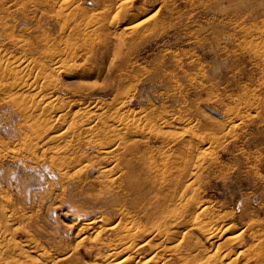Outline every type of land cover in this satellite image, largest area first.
<instances>
[{"label": "rangeland", "instance_id": "obj_1", "mask_svg": "<svg viewBox=\"0 0 264 264\" xmlns=\"http://www.w3.org/2000/svg\"><path fill=\"white\" fill-rule=\"evenodd\" d=\"M65 1L0 0L2 264H102L129 223L142 264H264V0Z\"/></svg>", "mask_w": 264, "mask_h": 264}, {"label": "bare ground", "instance_id": "obj_2", "mask_svg": "<svg viewBox=\"0 0 264 264\" xmlns=\"http://www.w3.org/2000/svg\"><path fill=\"white\" fill-rule=\"evenodd\" d=\"M60 2H61V0H60ZM58 3V2H57ZM125 3H127V1L126 0H120V4L121 5H123V7L125 6L124 4ZM62 4V3H61ZM63 4L65 5V7L67 6V4H68V0L67 1H65V2H63ZM62 4V5H63ZM120 5V6H121ZM119 6V7H120ZM62 11V10H61ZM65 13V12H64ZM65 22V21H64ZM8 66H11L14 70H18V69H20V71H19V73L20 72H24L25 71V69H26V67H27V65H25V63H23V62H21L20 60H18V61H12V62H10V63H8L7 64ZM58 68H60L58 65H57V63H55L54 64V67L52 68V71L54 72V71H58L57 69ZM51 69V68H50ZM49 71V70H48ZM51 72V71H50ZM52 73V72H51ZM54 74V73H53ZM53 74H51V75H53ZM43 76V75H42ZM45 82V81H44ZM46 83V82H45ZM41 87V86H40ZM44 87V86H43ZM42 87V88H43ZM32 88V87H31ZM28 91H29V89H28ZM32 91V90H31ZM37 91V90H36ZM44 93V89H39L37 92H36V95L34 96V100H36V102L37 103H39V105H41L40 107H43V108H45L46 110H50V108H51V103L50 102H48L45 98H46V96L43 94ZM32 100H33V98H32ZM31 100V101H32ZM35 102V101H34ZM87 106V105H86ZM95 106V105H94ZM93 106V104H92V107H90L89 108V110L88 111H86V112H92L91 110H93L95 107L97 108V106H95L94 107ZM87 107H89V106H87ZM84 108H86L85 106H84ZM83 108V109H84ZM60 110V109H59ZM86 110V109H85ZM25 111V110H24ZM83 111V110H82ZM94 111H96V110H94ZM59 112V111H58ZM57 112V113H58ZM118 112V111H117ZM60 114H62L63 113V111H62V113H61V111L59 112ZM57 114V115H59V116H57V120H60L61 118H62V115H60V114ZM119 113V112H118ZM84 114H85V112H84ZM87 114V113H86ZM89 115V114H88ZM113 115L114 116H112V117H116L115 116V114L113 113ZM118 115V114H117ZM86 116V115H85ZM56 119V118H55ZM97 119V118H96ZM132 121V120H131ZM115 123H120V125H117V127H119V126H125V127H131L133 124H132V122H131V125H130V122L129 121H117V122H115ZM115 123H114V125H115ZM85 124V123H84ZM79 124V125H77L76 127H73V128H76L75 130H80L79 132H82L84 135H90V134H92L93 133V131H94V126H92V125H87V124ZM73 126V125H72ZM75 126V125H74ZM120 128V127H119ZM113 129H116V128H113ZM128 129H131L132 130V127L131 128H128ZM74 129H72V131H73ZM116 130H118V128L116 129ZM121 130V129H120ZM119 130V131H120ZM74 132V131H73ZM76 132V131H75ZM74 132V133H75ZM74 133H72V132H70V131H68V133H67V136H68V138L69 139H73V140H75L74 138H76V135H73ZM81 133V134H82ZM120 133H122V132H120ZM117 134H118V132H117ZM75 136V137H74ZM85 137V136H84ZM87 138H88V136H86ZM91 137V135L89 136V138ZM72 140V141H73ZM71 141V140H70ZM111 147H109L108 149L109 150H111V149H113V148H111ZM108 152V154H109V151H107ZM102 154V153H101ZM104 154H106V153H104ZM162 159V158H161ZM112 163V162H111ZM200 213H206V208L204 207V206H200ZM173 214V213H172ZM175 214V213H174ZM178 215V214H177ZM179 216V215H178ZM173 217H176V215L175 216H173ZM170 218L172 219V217L170 216ZM177 218V217H176ZM6 219V218H5ZM174 221H175V218H174ZM177 221V220H176ZM93 224L94 223H92V222H88V223H86L85 224V226H84V231H92L93 229H94V226H93ZM9 225V224H8ZM98 225H101V226H104V228H107L108 226H107V224H105V223H103V221H99L98 222ZM135 225V224H134ZM134 225H133V223H129V225H128V227H126L125 229H124V235H123V241L125 240V241H127V243H129L130 242V244L129 245H125L126 247L123 249L122 247V249L123 250H119L118 248H119V246L118 247H116L117 245H119V244H117L116 246H112V247H110L109 249H108V255H107V257L104 259V260H102V264H142L143 263V261H142V263L139 261V260H137V261H134L133 260V258L131 259L130 258V255L132 254V253H129V251L130 250H132V249H134L135 247H145L146 245L148 246H150V244H149V242H150V240H147V238L146 239H144L143 241H141L139 244H135V239L136 238H138V237H140L141 235H138V233H137V235H136V230L138 229H136L135 227H134ZM137 227V226H136ZM198 228L201 230V229H203V230H205V232H208L207 233V236H206V238L204 239V241L206 242V243H209L210 245H213L217 240H216V233H215V230L213 229V227L209 224V223H207V222H198ZM3 229V228H2ZM110 229H112V228H108V230H110ZM12 230V229H11ZM10 230V231H11ZM107 230V229H106ZM230 230V227L228 226V228H227V231H229ZM2 231V230H1ZM97 230H95V231H93V232H96ZM100 231V230H99ZM100 233V232H99ZM168 233V234H167ZM94 234H97V233H94ZM153 234V233H152ZM155 234H156V232H155ZM158 235H159V233H158ZM171 235H173V233L172 232H166V234H164V235H162L161 234V236H160V239H162L163 237H166L167 239V242H168V240H169V242L171 241L170 239H172L171 237ZM5 236V235H4ZM95 236H97V238H98V236L99 235H95ZM156 236V235H155ZM175 236H176V234H175ZM3 237V236H2ZM2 237H0V239L2 238ZM4 238V237H3ZM2 238V239H3ZM174 238V237H173ZM1 239V240H2ZM237 239V237L236 236H231L230 238H228V241L229 242H232V241H234V240H236ZM173 240V239H172ZM120 241V240H119ZM135 241V242H134ZM5 242V241H4ZM28 241H26V242H24V243H22V245H20L19 246V248L18 249H21V250H26V251H31V248H33V246H31V244L30 243H27ZM225 242H227V241H225ZM20 243V244H21ZM228 243V242H227ZM115 244V243H114ZM3 244L0 242V264H2V262H1V258H2V256H3V254L5 253L4 251H7L6 249V246H2ZM7 245V244H6ZM122 245H123V243H122ZM121 245V246H122ZM173 245V244H172ZM8 246V245H7ZM10 246V245H9ZM120 248V249H121ZM152 248H153V250H152ZM164 247H162V246H160L159 247V245H155V247H150L149 249L150 250H152L150 253H152L146 260L143 258V260H145V264H155V258H156V256H158V253L162 250H164L163 249ZM13 250V252L15 251L14 250V248L12 247V246H10L9 248H8V250ZM166 249V248H165ZM33 250V249H32ZM167 250V252L169 251V253H173L174 251H176V246H172L171 248L169 247V249L167 248L166 249ZM165 250V251H166ZM161 251V252H162ZM217 253V252H216ZM220 254H222V253H220ZM229 254V253H228ZM141 256V255H140ZM227 256V254H224V255H219V257H220V259H219V262H222L225 258H228V257H226ZM4 257V256H3ZM137 257V256H136ZM139 257V256H138ZM215 257H216V254H215ZM214 258V257H213ZM134 259H136L135 257H134ZM139 259V258H138ZM142 259V258H141ZM157 259V258H156ZM208 259V258H207ZM3 260H4V258H3ZM5 260H7L6 258H5ZM41 260H42V257H41ZM209 260H210V258H209ZM209 260H205L202 264H211V263H213V264H215V259H212L211 261L212 262H209ZM157 262V261H156ZM4 263V262H3ZM158 264V263H157ZM198 264V263H197Z\"/></svg>", "mask_w": 264, "mask_h": 264}]
</instances>
